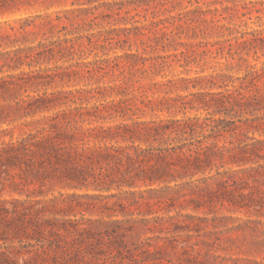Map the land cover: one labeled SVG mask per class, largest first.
<instances>
[{"label":"trees","instance_id":"1","mask_svg":"<svg viewBox=\"0 0 264 264\" xmlns=\"http://www.w3.org/2000/svg\"><path fill=\"white\" fill-rule=\"evenodd\" d=\"M40 1L0 0V18ZM184 1L192 7L181 8ZM194 2L200 4L199 0ZM93 3L74 0L73 5L87 8L13 23L0 21V127L16 123L34 127L15 140L13 131L0 132L11 135L9 141L0 144V264H100L102 255L97 246L101 228L115 230L116 223L99 220L95 228H86L77 221L68 229L66 222L44 218L48 209L39 207V203L5 198L7 193L22 194L29 187L52 182L72 190L110 193L116 189L133 195L142 188L146 190L139 194L172 190L180 198L189 196L188 203L197 208L217 204L234 211L264 214V165L259 164L264 160V142L247 135L237 145L230 140L243 129H261L254 122V114L264 108V65L257 68L245 57L251 52L254 56L264 53V32L244 33L235 39V44L229 38L227 53L222 49L215 52L214 60L237 61L245 72L242 78L219 73L167 79L172 62L181 68L206 63L209 52L197 53L195 49L210 43L197 39H207L213 34L211 25L225 20L220 11L202 10L191 0H130L92 6ZM151 3L160 9L155 8L149 23L133 21L131 27H110L112 23L118 25L124 7L137 10ZM101 8L106 10L96 14ZM130 13L128 10L126 15L131 20L139 16ZM121 20L128 24V19ZM61 33L63 36L54 37ZM40 35L42 40L36 43ZM218 36L224 37V31ZM184 39L191 42L185 44ZM159 46L164 53L167 49L176 53L153 57L140 53V47L155 53ZM178 46L185 50L179 51ZM133 47L137 49L135 53L131 52ZM126 48L123 55L117 54L118 49ZM111 52L115 53L112 57ZM92 54L96 59L87 61ZM158 77L162 80L157 81ZM105 79L108 83L103 85ZM66 87L75 89L65 90ZM51 88L54 90L48 93ZM112 95L121 96L119 103L126 106L134 103L133 116L137 120L114 125L111 121H87L86 104L92 99L106 101ZM53 111L57 112L46 115ZM193 111H205L209 118L201 121L186 117ZM147 112L185 117L141 121ZM245 115L252 118L241 125ZM38 116L41 119L35 120ZM217 116L238 121L216 119ZM228 220L233 221L215 217L213 230L205 235L213 240L215 253L232 250L227 237L231 232L264 235V223L252 220L221 230ZM162 221H139L142 225L151 223L153 228L135 227L131 239L139 241L147 232L162 233ZM147 240L132 246H140L142 253L149 256L152 245ZM248 245L244 251L242 246L237 248L245 254H264V239ZM190 248L193 254L195 249ZM160 252L161 247H155L154 253ZM205 258L202 264H241L244 260L207 253Z\"/></svg>","mask_w":264,"mask_h":264},{"label":"rangeland","instance_id":"2","mask_svg":"<svg viewBox=\"0 0 264 264\" xmlns=\"http://www.w3.org/2000/svg\"><path fill=\"white\" fill-rule=\"evenodd\" d=\"M92 1H94L92 6H94L103 5V3L108 2H128L130 0ZM191 1H193L195 7H201L202 10L218 9L225 20L221 21L219 24L211 25V28H213V34L207 37V39H205V36H201L197 39V42L201 41L210 43V45L206 48L197 47L195 49L197 53H202L204 50L209 52L206 58V63H192L187 68H181L179 66L180 64L172 62V67L166 73L167 79H178L182 77L194 78L197 76H210L219 73L229 74L234 78H242L245 75V72L244 70H240L237 61L230 60L229 62H226L225 60H214L213 58L215 57V52L219 49H222L225 53H227V40L229 38L234 39L233 43L235 44V39H239L244 33L249 34L264 32V0H199V5H196L194 0ZM42 2L43 1L41 0L40 2L33 4L32 7L24 6L18 12L0 18V21H9L13 23L16 20L34 18L38 15L45 16L47 14H55L57 12L87 8L86 6L80 7L79 5H73L74 0H64L62 2L48 0L45 4ZM169 6L170 5H168V7ZM185 7L191 8L192 6L184 1L181 8ZM155 8L160 9V6H156V3H151L149 7L142 6L137 10H133V6H126L121 11L120 16H118V25L111 22L112 24H110V27H118V29L131 27L133 21L149 23L153 19V12L157 11ZM104 10L106 9L101 8L99 11H96V14H99ZM128 10L131 11L130 16H134L136 14H139V16H136L135 20H131L130 17L128 18V15H126ZM121 19H123V21L124 19H128V24L125 25L124 22H121ZM62 25H65V23ZM136 25L140 24L138 23ZM221 26H224V28L222 29ZM94 28L97 30L99 29L97 26ZM31 29L36 30L34 28ZM70 30L71 28L68 29V31ZM221 31H224L225 33V36L222 38L218 36ZM229 33H232L233 35L229 37ZM57 36H63V34L54 35V37ZM47 37L50 39L49 37H51V35H48ZM33 39L34 38L32 37V40ZM40 40H42L41 35L36 39V43ZM217 41L220 42V45L214 46L213 44ZM182 42L188 44L191 41L184 39ZM144 49V47H140V53L145 54L147 57H153L159 54L173 55L176 53L171 49H167L164 53L161 46L158 47V51L155 53H151L150 50L145 51ZM178 49L179 51H184L185 47L178 46ZM136 51V47H133L131 52L135 53ZM125 52H127V48L125 51L118 49L117 54L123 55ZM114 54V52H111L109 55L112 57ZM99 56H102V54L99 53ZM245 58L248 59V62L251 65H257V68L264 65L263 52H259L257 56H254L251 52L249 56H246ZM95 59V54H92L88 57L87 61H93ZM161 80V77L157 78V81ZM107 83L108 79H105L102 84L106 85ZM261 87H264V85ZM70 89L74 90L75 88H65V90ZM53 90L54 89L52 88L49 89L48 93ZM150 98H152V94H150ZM120 99L121 96L118 97L116 95H112L108 96L106 101L98 102L95 99L90 100V102L86 104L88 107L86 111L87 121H111L114 125L118 124L120 121L137 120V116H133L135 109L134 103L126 106V104L119 103ZM110 101H115V103H107ZM98 105L100 107L97 109L96 106ZM56 112L53 111L46 115L52 116ZM96 117H99L100 119L96 120ZM141 117V121H153L167 118L179 120L183 119L185 116L182 114L168 115L167 113L147 112ZM186 117L199 118L203 121L206 118H209V115L205 111H193L188 113ZM218 118L225 121H238V119L226 116H217L216 119ZM250 118H252L250 115H245L242 119L243 122L241 125H243L246 119ZM254 118L257 120L254 122L261 125L259 132L243 129L241 133L238 132L236 136H233L234 138L230 139L234 145H237L241 140H246L245 135H247L248 138H255L264 142V108L256 112L254 114ZM39 119H41V116L36 117L35 120ZM27 121H31V119H28ZM105 125L108 126L109 124ZM5 129L13 131L12 137L15 140L21 134L28 133L30 130H33L34 127H25L22 126V123H16L10 126L6 124L3 127H0V132ZM10 139L11 135L0 134V144L1 142H7ZM259 164L264 165V160H259ZM154 188L160 189L156 186ZM145 190V188H142L140 191L143 192ZM140 191H138L136 195H133L130 193H120L116 189H113L110 193L96 192L93 189L72 190L70 188L63 187V185L58 182H52L47 183L43 187H29L28 192H23L22 194H16L14 192L12 194L7 193L5 198H20L21 200H28L31 203H39V207L45 206L48 209L44 218L57 219L59 221L66 222V227L68 229H71V223L77 221H82L86 228H95L94 223L99 220L107 223H116V226L118 227H116L115 230H113V227L109 226L101 228L102 238H100L101 241L97 246L102 255L100 264H202L206 260V253L210 256L221 255L226 258L232 257L234 259H244L241 264H254V262L264 264V254H245L243 252L246 250L245 247L249 246L248 244L262 241L264 239V235L262 234L252 237L249 236V234L244 235L243 233L231 232L227 235V237L231 239L228 245L232 246V250L227 253L222 251L215 253L214 248L211 247V242L213 240L205 237L206 234L213 230L212 219L215 217H226L233 220H228V222L223 223L221 228L222 230L225 229L223 228L224 226L231 228L238 223H242L247 220L260 221L264 223V214L260 216L250 214L245 211H234L228 206L223 208L217 204L210 207L207 206L197 208L196 205L188 203L190 201L189 196L180 198L175 191L172 190L163 193L146 192L139 194ZM185 193V191L182 192V194ZM111 195H114V197H110ZM157 218L163 219L160 226L163 231L162 233L147 232L148 234L144 235L139 241L131 239L130 235L132 234V229L135 227L139 226L144 229L153 228L151 223L142 225L138 224L139 221L145 220L152 222ZM118 222L121 225H118ZM146 239H149L147 240V243L152 245V248H150V253L152 254L149 256L142 253L140 246H132L133 243L138 242V244H140ZM203 242H205V244ZM237 246H242L243 251L237 248ZM155 247H161L162 252L154 253ZM190 247L195 249L193 254L190 252ZM186 250H189V252L185 253ZM195 257L197 260L194 259Z\"/></svg>","mask_w":264,"mask_h":264}]
</instances>
